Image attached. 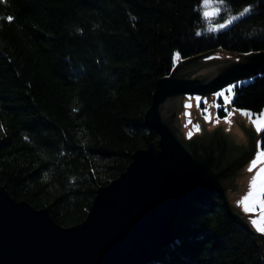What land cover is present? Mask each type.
I'll use <instances>...</instances> for the list:
<instances>
[{
	"label": "trees",
	"instance_id": "obj_1",
	"mask_svg": "<svg viewBox=\"0 0 264 264\" xmlns=\"http://www.w3.org/2000/svg\"><path fill=\"white\" fill-rule=\"evenodd\" d=\"M204 3L0 0V184L8 193L59 225L81 222L96 190L158 139L145 113L175 53L264 50V0H207L208 16ZM231 103L260 112L264 73L236 84ZM217 115H226L222 106ZM172 231L145 264H264V246L218 194L182 207Z\"/></svg>",
	"mask_w": 264,
	"mask_h": 264
},
{
	"label": "water",
	"instance_id": "obj_2",
	"mask_svg": "<svg viewBox=\"0 0 264 264\" xmlns=\"http://www.w3.org/2000/svg\"><path fill=\"white\" fill-rule=\"evenodd\" d=\"M245 15L234 16L220 28ZM261 73L264 50L243 54L242 60L205 80L184 77L177 67L159 78L145 113V124L158 139L133 152L126 169L96 190L90 210L79 223L59 225L46 208L14 199L0 184V264H145L174 239L172 222L179 210L210 194H218L228 215L264 246V236L231 209L222 183L223 176L246 158L214 172L223 154L220 147L188 149L162 115L171 97L204 96ZM198 152L208 161L201 160Z\"/></svg>",
	"mask_w": 264,
	"mask_h": 264
},
{
	"label": "rangeland",
	"instance_id": "obj_3",
	"mask_svg": "<svg viewBox=\"0 0 264 264\" xmlns=\"http://www.w3.org/2000/svg\"><path fill=\"white\" fill-rule=\"evenodd\" d=\"M203 7L204 13L214 8L206 3ZM242 59L243 54L220 49L192 60L181 59L177 53L173 57L174 67H177L180 75L202 80ZM251 79L252 77L241 79L204 96L185 94L171 97L164 103L162 115L188 149L191 146L204 148L215 144L216 149L218 145L223 147L224 152L212 169L214 172L227 164L246 158L243 165L223 176L222 183L231 209L247 222L255 233L264 236V233L259 231L260 227H264V148L260 144L264 131V108L255 113L236 108L231 103L234 86ZM221 106L226 111L223 117L217 115V109ZM198 156L201 160L208 161V157L200 152ZM250 191L252 195L241 203ZM246 207L249 210L246 211Z\"/></svg>",
	"mask_w": 264,
	"mask_h": 264
},
{
	"label": "snow or ice",
	"instance_id": "obj_4",
	"mask_svg": "<svg viewBox=\"0 0 264 264\" xmlns=\"http://www.w3.org/2000/svg\"><path fill=\"white\" fill-rule=\"evenodd\" d=\"M205 2L207 3V0H205ZM243 11H244V13H247V12L249 11V8H245ZM241 14H243V13H241ZM204 15H205V16H208L209 13H208V12H205ZM8 19L11 20L12 18L9 17ZM253 164H255V161L253 162ZM249 170H251V169H249ZM262 171H264V170H262ZM258 175H259V174H258ZM253 184H255V179L253 180ZM251 195H252V192L250 191V192L248 193V195L244 197V199H243V201H241V203H244L245 201H247ZM245 210L247 211V210H249V209L246 207ZM253 223L255 224L256 221H253ZM259 231H261L262 233H264V227H260V228H259Z\"/></svg>",
	"mask_w": 264,
	"mask_h": 264
}]
</instances>
